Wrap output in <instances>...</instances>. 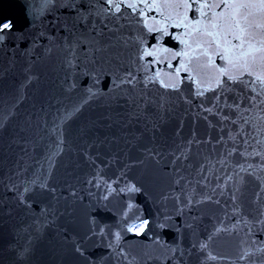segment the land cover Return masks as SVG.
Listing matches in <instances>:
<instances>
[{
	"label": "snow or ice",
	"instance_id": "obj_1",
	"mask_svg": "<svg viewBox=\"0 0 264 264\" xmlns=\"http://www.w3.org/2000/svg\"><path fill=\"white\" fill-rule=\"evenodd\" d=\"M0 264H264V0H0Z\"/></svg>",
	"mask_w": 264,
	"mask_h": 264
},
{
	"label": "water",
	"instance_id": "obj_2",
	"mask_svg": "<svg viewBox=\"0 0 264 264\" xmlns=\"http://www.w3.org/2000/svg\"><path fill=\"white\" fill-rule=\"evenodd\" d=\"M40 83L38 87L43 91L53 89L59 78L63 75L55 59L46 63L39 69Z\"/></svg>",
	"mask_w": 264,
	"mask_h": 264
}]
</instances>
